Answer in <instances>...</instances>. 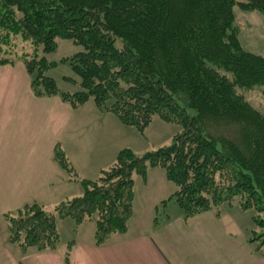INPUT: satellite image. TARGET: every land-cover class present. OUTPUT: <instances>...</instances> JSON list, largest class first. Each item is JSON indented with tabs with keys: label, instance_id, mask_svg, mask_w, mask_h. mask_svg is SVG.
Masks as SVG:
<instances>
[{
	"label": "trees",
	"instance_id": "obj_1",
	"mask_svg": "<svg viewBox=\"0 0 264 264\" xmlns=\"http://www.w3.org/2000/svg\"><path fill=\"white\" fill-rule=\"evenodd\" d=\"M235 6L264 17V0H0V64L21 61L34 95H58L73 108L92 100L139 131L154 115L180 127L169 145L142 155L121 148L97 178L77 179L81 194L50 210L32 202L4 213L10 243L56 249V221L70 218L74 232L93 222L94 245L105 244L127 230L134 175L156 167L175 187L161 205L173 199L186 219L237 199L254 211L247 242L264 248V112L240 92L264 95V56L243 46ZM59 39L81 46L60 59L78 76L73 92L45 73L58 63L46 54ZM19 40L33 49L21 52ZM53 158L77 177L58 145Z\"/></svg>",
	"mask_w": 264,
	"mask_h": 264
},
{
	"label": "crops",
	"instance_id": "obj_2",
	"mask_svg": "<svg viewBox=\"0 0 264 264\" xmlns=\"http://www.w3.org/2000/svg\"><path fill=\"white\" fill-rule=\"evenodd\" d=\"M30 80L21 61L0 64V264H64L62 244L53 250L22 252L10 243L3 214L32 202L50 210L81 194L77 179L97 178L127 146L126 126L92 100L73 108L58 95L36 96ZM57 145L77 177L54 160ZM158 169L150 170L158 191L150 192L145 185L152 199L144 216L137 223L128 220L126 232L101 246L94 245L93 222L81 223L70 264H264L262 250L247 242L252 215L238 202L186 219L179 208L172 215H159L167 196L162 197L164 184L170 181ZM64 221L58 219L57 228ZM86 223L92 228L79 233Z\"/></svg>",
	"mask_w": 264,
	"mask_h": 264
},
{
	"label": "rangeland",
	"instance_id": "obj_3",
	"mask_svg": "<svg viewBox=\"0 0 264 264\" xmlns=\"http://www.w3.org/2000/svg\"><path fill=\"white\" fill-rule=\"evenodd\" d=\"M234 11L236 14V23L239 28V37L243 46L251 52L264 56L263 15L255 10L251 11L240 9V7L238 6L234 7ZM19 41L18 43L20 44L19 48H21V52L31 51L33 49L29 44ZM80 49L81 46L76 45L69 39H59L57 41V48L55 49V51L46 54V57L49 60L58 61L56 66L48 69L45 73L54 78L57 86L61 90L73 92L80 89L78 84V76L72 71L69 63L67 61H60V59L71 56L73 53ZM240 92L248 103H250L259 111L264 112V95L262 94V91L259 87L242 89L240 90ZM125 126L127 136L126 147L132 149L133 152L137 155H142L147 151H152L159 147L169 145L172 142L173 136L178 131H180V127L178 125L165 122L160 119L158 115H154L149 124L142 131H139L134 126ZM150 170L151 167H148L147 174H149L146 175L145 179H143L139 175H134L133 191L134 198L136 194V199L133 198V217L131 216L129 218V222L130 220H134L137 223L138 219H141V217L144 216V213H146L149 208V199H152V197L150 198V195H148V193L146 192L145 185L148 186L147 188H151L148 189L150 192L155 193L156 191H158V182H153L155 173H152L153 171ZM158 170L162 169L159 168ZM156 178H158V176H156ZM146 179L149 180L146 181ZM164 188L165 192L162 193V197H164L163 195H167L165 196V199H167L170 195V192L174 188L172 187V183L170 182H167L166 185L164 184ZM234 202H238V200L235 199ZM166 204L167 206H165ZM178 208L179 207L173 201V199H169L168 201H166V203H163L161 205L159 215H163L165 213L172 215L173 213H175V210H178ZM248 212L253 216V210H248ZM65 220L67 221L59 223L58 225L60 244H62L64 249H66V244L68 241L77 237L78 232H74L72 230L73 221L70 218H66ZM140 223L141 221L138 224ZM87 224L88 223L82 226L83 229L80 228L79 233H81V230H84V233L89 230L88 226L90 225ZM258 232H264V230H259Z\"/></svg>",
	"mask_w": 264,
	"mask_h": 264
}]
</instances>
